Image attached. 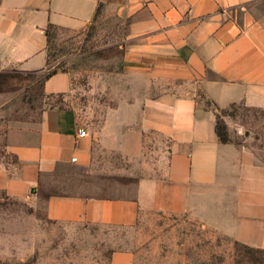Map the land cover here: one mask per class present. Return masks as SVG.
<instances>
[{
	"label": "crops",
	"instance_id": "0c3cea01",
	"mask_svg": "<svg viewBox=\"0 0 264 264\" xmlns=\"http://www.w3.org/2000/svg\"><path fill=\"white\" fill-rule=\"evenodd\" d=\"M1 1L4 63L42 74L49 27L80 32L99 13L112 14L127 24V63L148 81L140 120L122 146L107 147L139 167L118 174L115 194L94 138L75 109L58 106L42 113L31 143L12 149V169L0 163V191L43 204L53 222L85 228L128 226L141 212H193L264 250V163L222 142L217 112L200 102L264 111V0ZM71 86V74L57 72L43 91L65 97ZM81 128L87 136L79 137ZM153 137L164 149L154 163L144 158L142 173L143 143ZM111 264H133V256L115 252Z\"/></svg>",
	"mask_w": 264,
	"mask_h": 264
},
{
	"label": "rangeland",
	"instance_id": "374dc122",
	"mask_svg": "<svg viewBox=\"0 0 264 264\" xmlns=\"http://www.w3.org/2000/svg\"><path fill=\"white\" fill-rule=\"evenodd\" d=\"M126 27L125 21L101 13L80 32L49 27L48 66L42 74L22 72L0 59L1 164L11 169L17 164L12 149L31 143L42 113L58 106L75 109L94 138L111 194L122 170L139 169L111 149L122 146L140 120L148 81L126 61ZM55 71L72 76L65 97L43 91L46 76ZM200 102L217 112L225 139L264 163V111L242 106L216 110L203 96ZM163 147L157 137L143 143L142 173L147 172L144 158L154 163ZM123 251L132 254L133 264H264V250L244 246L193 212H141L128 226L85 228L53 222L43 204L0 191V264H111L113 253Z\"/></svg>",
	"mask_w": 264,
	"mask_h": 264
},
{
	"label": "trees",
	"instance_id": "16d2710c",
	"mask_svg": "<svg viewBox=\"0 0 264 264\" xmlns=\"http://www.w3.org/2000/svg\"><path fill=\"white\" fill-rule=\"evenodd\" d=\"M55 73H57V72L55 71V72L49 73V74L46 76V78H48V77H50V76H53V74H55ZM217 134H218V136H219V139H220L222 142H225V143L229 142V141H228L227 139H225V138L223 137V135L221 134V132H220V130H219V125H218V123H217Z\"/></svg>",
	"mask_w": 264,
	"mask_h": 264
},
{
	"label": "built area",
	"instance_id": "2783aa9c",
	"mask_svg": "<svg viewBox=\"0 0 264 264\" xmlns=\"http://www.w3.org/2000/svg\"><path fill=\"white\" fill-rule=\"evenodd\" d=\"M87 131L83 128L79 129V137H85L87 136Z\"/></svg>",
	"mask_w": 264,
	"mask_h": 264
}]
</instances>
